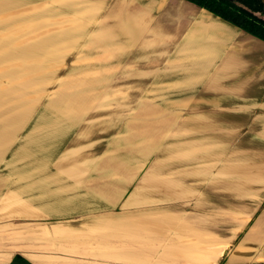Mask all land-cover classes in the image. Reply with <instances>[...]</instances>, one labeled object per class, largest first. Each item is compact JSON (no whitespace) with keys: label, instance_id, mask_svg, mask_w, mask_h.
<instances>
[{"label":"crops","instance_id":"crops-1","mask_svg":"<svg viewBox=\"0 0 264 264\" xmlns=\"http://www.w3.org/2000/svg\"><path fill=\"white\" fill-rule=\"evenodd\" d=\"M260 198L264 41L185 0H0V264L264 263Z\"/></svg>","mask_w":264,"mask_h":264},{"label":"trees","instance_id":"trees-1","mask_svg":"<svg viewBox=\"0 0 264 264\" xmlns=\"http://www.w3.org/2000/svg\"><path fill=\"white\" fill-rule=\"evenodd\" d=\"M204 8L246 33L264 41V3L262 0H185ZM11 264H30L17 256ZM250 264H264L253 262Z\"/></svg>","mask_w":264,"mask_h":264},{"label":"rangeland","instance_id":"rangeland-1","mask_svg":"<svg viewBox=\"0 0 264 264\" xmlns=\"http://www.w3.org/2000/svg\"><path fill=\"white\" fill-rule=\"evenodd\" d=\"M247 166H249V165H247ZM238 167V172L240 171V170H243V164L242 165H238L237 166ZM259 168H260V166L259 165H253V170H252V172H253V175H254V177L259 173ZM258 171V172H257ZM242 172V171H241ZM239 176H241V174L239 175ZM254 182H256V181H254ZM256 200H257V198H255ZM264 201V198H260L259 199V204H261V202H263Z\"/></svg>","mask_w":264,"mask_h":264},{"label":"water","instance_id":"water-1","mask_svg":"<svg viewBox=\"0 0 264 264\" xmlns=\"http://www.w3.org/2000/svg\"><path fill=\"white\" fill-rule=\"evenodd\" d=\"M263 1V3H264V0H262Z\"/></svg>","mask_w":264,"mask_h":264}]
</instances>
